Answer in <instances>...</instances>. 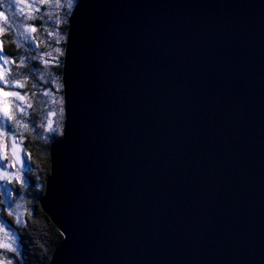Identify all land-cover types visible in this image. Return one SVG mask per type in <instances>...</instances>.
Returning a JSON list of instances; mask_svg holds the SVG:
<instances>
[{
	"label": "water",
	"instance_id": "95a60500",
	"mask_svg": "<svg viewBox=\"0 0 264 264\" xmlns=\"http://www.w3.org/2000/svg\"><path fill=\"white\" fill-rule=\"evenodd\" d=\"M63 91L50 264H264V0H81Z\"/></svg>",
	"mask_w": 264,
	"mask_h": 264
},
{
	"label": "trees",
	"instance_id": "16d2710c",
	"mask_svg": "<svg viewBox=\"0 0 264 264\" xmlns=\"http://www.w3.org/2000/svg\"><path fill=\"white\" fill-rule=\"evenodd\" d=\"M80 1L72 0V7L69 9L67 0H60L64 5L61 8L50 7L55 0H0V13L3 14L0 15V55L8 58L7 65H3V60H0L2 66L0 67V73H2L0 83L3 79L20 73V80L24 83V87L15 89V91L28 94L25 101L21 102L26 108L27 114L23 116L22 122L28 125L27 129H18L13 120L5 121L9 132L16 135L23 132L24 150L31 154L28 160V167L31 171L29 172L28 169L27 182H24L26 184L24 186L18 182L7 184L13 191L15 199L25 197L26 204L29 206V213L21 227L14 218L6 217L20 239L19 256L10 254L15 257L16 264H50L56 249L63 241L61 232L42 209L40 199L45 194L47 180L51 176V146L61 140L63 135L65 122L63 64L69 21ZM35 6H39V12L35 11ZM45 12L51 13V17L43 15ZM29 15L37 17L26 20L28 25H36L37 31L32 32L29 29L27 33L33 38L31 46L17 47V33L13 25L20 17L27 18ZM57 20L60 21L58 27H56ZM52 27H55V31L63 36L59 43L55 42V36L48 35L47 30ZM49 53H51V59ZM21 59L25 60L23 66L20 65ZM45 60H48V67L44 66ZM25 74H27L26 78ZM57 84L60 85L58 90ZM44 91L52 92L53 96L58 99L62 98L63 103L58 105L45 103L49 98L42 95ZM33 92L36 93L35 99H32ZM29 100L33 104L32 108L26 107ZM49 108L56 111L52 131L45 130L47 120L50 118ZM10 111L15 112L11 108ZM15 114L20 118L19 113ZM3 198L0 193V207L2 208H4Z\"/></svg>",
	"mask_w": 264,
	"mask_h": 264
},
{
	"label": "snow or ice",
	"instance_id": "6c2138e0",
	"mask_svg": "<svg viewBox=\"0 0 264 264\" xmlns=\"http://www.w3.org/2000/svg\"><path fill=\"white\" fill-rule=\"evenodd\" d=\"M64 5L60 2V0H55V3L50 4V7L53 8H61ZM67 7L71 9L72 7V0H67ZM13 11H15V8H13ZM23 11V10H21ZM35 11L39 12V6H35ZM0 15H3L0 13ZM45 16L51 17V13L45 12L43 13ZM37 17L33 15H29L27 18L20 17L18 21L13 25L16 33H17V47L21 46H31L32 44V37L27 35L29 29L32 32L37 31L36 25H28L26 20L27 19H35ZM60 21H56V27L59 26ZM49 36H55V42L59 43L61 39H63V36L55 31V27L50 28L47 30ZM59 51V50H57ZM49 58L51 59V53L48 54ZM41 59H43L41 57ZM0 60H3V65L8 64V58L4 55H0ZM25 64V60H20V65L23 66ZM44 66L48 67V60L44 61ZM2 67V66H0ZM8 71H11V69H8ZM20 73H17L15 76H10L6 79H3L2 83H0V112L3 113V120H0V133H3L5 131V121L13 120L15 121L16 127L18 129H27L28 125L26 123L22 122V118L24 115H26V108L23 104L20 102L25 101L26 97L28 96L27 93L21 94L15 89L24 87V83L20 80ZM27 74H25L26 78ZM60 85L57 84V90L59 89ZM44 97L49 98L48 101H45V103H49L50 105H58L62 104V98H56L53 96L52 92L44 91L42 93ZM36 93H32V99H35ZM27 108H32L33 104L31 100L27 102L26 105ZM11 109H14L15 112L10 111ZM62 108L60 111L62 112ZM15 113L20 114V118L17 117ZM49 119L47 120L46 124V131H52L53 130V120L51 117H54L56 115V111L52 108H49L48 111ZM39 135V133H37ZM0 150H2L3 155L0 156V180L7 181L8 183H13V180L20 183L21 185L25 182L22 177V172L24 168L28 167V160L31 158V154L28 153L26 150L23 149V132L19 133V143H17L16 137L13 136L10 139V142L8 139H5L2 144H0ZM11 151V156L8 155V152ZM21 153H23V157L21 156ZM3 161H9L8 164L3 163ZM19 165V169H16V166ZM11 168L14 169L13 172H9L7 169ZM31 169L29 168V172ZM8 189H5V192H7ZM11 233H5V240H9V237L11 236ZM15 243V240H11L9 243H4L2 247L7 249L8 251H14L12 248V244ZM11 264V262H10Z\"/></svg>",
	"mask_w": 264,
	"mask_h": 264
},
{
	"label": "rangeland",
	"instance_id": "374dc122",
	"mask_svg": "<svg viewBox=\"0 0 264 264\" xmlns=\"http://www.w3.org/2000/svg\"><path fill=\"white\" fill-rule=\"evenodd\" d=\"M0 66H1V61H0ZM2 73H0L1 76ZM21 103V102H20ZM2 114V116H1ZM0 114V117H2V120L4 119L3 113ZM53 120V125L55 123V118L52 117ZM5 131L3 133H0V144L3 143L5 139H8L10 142L11 137L15 136L17 143H19V134H14L12 132H9L8 129V124L5 122L4 124ZM24 149V146H23ZM10 153V154H9ZM3 155L2 150H0V156ZM8 155L11 156V151L8 152ZM22 158L23 153H21ZM3 163L8 164L9 161H3ZM29 165V162H28ZM16 169H19V165L16 166ZM28 169L24 168L22 172V177L23 180L27 182L26 180V174H28ZM9 172H13L14 169L8 168L7 169ZM13 182H16L13 180ZM8 182L4 180H0V193L3 195L2 202H4L3 206L4 208L0 207V264H16L15 263V257L10 254H17L19 256L21 247H20V239L18 236V233L16 230L13 228V226L9 223L10 220L8 219L14 218L17 221V224L19 227H21L26 220V217L29 213V206L26 204V198L23 197L21 199H15L13 191L7 186ZM20 184V183H19ZM26 183H23L22 185L24 186ZM5 189H8L7 192H5ZM46 189V188H45ZM8 221V222H7ZM5 233H11L12 235L9 237V240H5ZM11 240H15V243L12 244V248L14 251H8L2 245L4 243H9Z\"/></svg>",
	"mask_w": 264,
	"mask_h": 264
}]
</instances>
